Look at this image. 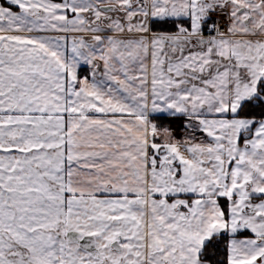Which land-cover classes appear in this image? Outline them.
Returning <instances> with one entry per match:
<instances>
[{
  "label": "snow or ice",
  "instance_id": "obj_1",
  "mask_svg": "<svg viewBox=\"0 0 264 264\" xmlns=\"http://www.w3.org/2000/svg\"><path fill=\"white\" fill-rule=\"evenodd\" d=\"M0 264H264V0H0Z\"/></svg>",
  "mask_w": 264,
  "mask_h": 264
}]
</instances>
